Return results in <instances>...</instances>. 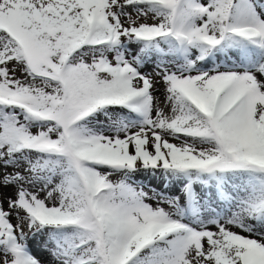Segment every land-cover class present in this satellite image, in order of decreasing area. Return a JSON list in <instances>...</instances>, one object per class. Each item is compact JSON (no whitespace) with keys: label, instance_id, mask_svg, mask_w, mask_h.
<instances>
[{"label":"snow or ice","instance_id":"1","mask_svg":"<svg viewBox=\"0 0 264 264\" xmlns=\"http://www.w3.org/2000/svg\"><path fill=\"white\" fill-rule=\"evenodd\" d=\"M0 264H264V0H0Z\"/></svg>","mask_w":264,"mask_h":264},{"label":"rangeland","instance_id":"2","mask_svg":"<svg viewBox=\"0 0 264 264\" xmlns=\"http://www.w3.org/2000/svg\"><path fill=\"white\" fill-rule=\"evenodd\" d=\"M31 243H32V245H33V249H34V251H36L38 255L43 256L44 254L41 253V252L39 251V248H38L37 243H36L35 241H32Z\"/></svg>","mask_w":264,"mask_h":264}]
</instances>
